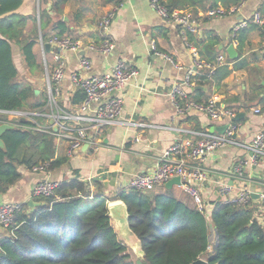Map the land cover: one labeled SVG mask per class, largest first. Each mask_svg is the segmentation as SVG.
<instances>
[{
	"label": "crops",
	"instance_id": "1",
	"mask_svg": "<svg viewBox=\"0 0 264 264\" xmlns=\"http://www.w3.org/2000/svg\"><path fill=\"white\" fill-rule=\"evenodd\" d=\"M100 3V0H69L60 10L59 14L73 31L70 37L84 44L80 52L63 53L66 78L62 84L60 103L65 110H77L78 104L72 103L73 94L78 90L72 81V75L80 71L81 55H86L92 62L91 69L83 72L86 75L109 72L122 60L138 72L121 92L125 102L123 117L116 123L102 126L99 131L91 128V133L102 139L97 150L84 146L77 154L68 156V143L56 140V157H65L67 161L60 167L50 169L48 173L35 172L21 166V178L5 193L0 194V205L20 203L22 208L24 204H30L33 208L36 197L32 190L39 181L47 177L59 183L75 178L86 182L98 180L105 195L109 197L108 202H111L119 199V192L128 188L134 175L153 171L162 153L178 138L199 140L206 130L223 133L229 119L214 120L204 109L195 107L179 113L171 98L173 87L183 83L189 72L196 69V56L208 58L210 54L217 57L225 55L231 72L224 79L208 85H198L197 80L193 85H184L188 95L194 93L195 89H202L209 92L210 100L218 105L231 104L238 108V113H244V117L238 121L236 141L239 143L247 144L259 132H264V92L260 95L263 97L262 101L249 100L251 105L243 107L247 101L246 94H250L259 82L264 86V24L255 23L252 19L256 11L262 12L264 16V0H244L236 12L216 18L205 15L208 9L197 7L194 10L189 7L187 9L194 14L197 25L195 32L185 33L178 25L167 22L151 6L150 0H123L111 24L109 37L114 49L109 54L87 46L102 42L104 37L100 28L101 15L113 5L102 6ZM51 4L52 0L23 1L17 12L27 17L26 33L35 27L41 32V9L50 10ZM205 5L208 7L210 3L206 2ZM52 14L54 19L60 16L55 11ZM243 20L247 24L235 30L236 25ZM55 32L50 29L48 35ZM40 40L41 37L38 41L42 53ZM231 45L234 50L230 52ZM12 47L14 61L21 76L34 85L35 93L36 90L39 91L37 96L45 97L47 77L44 54L42 53V77V69L33 72L28 69L20 45L13 41ZM46 52L47 64L53 68L52 54L50 51ZM49 55L52 62L48 59ZM239 63L243 65L234 67ZM202 70L197 71L195 77L201 75ZM236 97L240 101L237 102L234 99ZM256 108L260 111L256 112ZM130 120L140 121L145 125L132 126L127 123ZM138 136L139 140H136ZM250 155L251 152L246 147L230 144L211 154L205 164L216 173L227 174L232 172L240 158L248 160ZM215 182L216 178L202 186L210 210L213 208L212 202L220 199ZM228 182L234 185L236 192L244 187L251 189L254 192L251 206L257 210L260 203L257 192L264 182V155L257 167L252 163L246 165L243 182L235 176H229ZM168 189L178 198H188V193L180 185ZM113 224L118 230V226L114 222ZM7 235L8 230L0 226V240ZM212 237H217V234ZM136 245L139 248L137 255L142 257L141 244L138 242Z\"/></svg>",
	"mask_w": 264,
	"mask_h": 264
},
{
	"label": "trees",
	"instance_id": "2",
	"mask_svg": "<svg viewBox=\"0 0 264 264\" xmlns=\"http://www.w3.org/2000/svg\"><path fill=\"white\" fill-rule=\"evenodd\" d=\"M23 1L0 0V109L4 110H36L47 101L37 96L34 85L21 76L12 42L20 45L25 64L33 72L43 68L39 38H62L73 32L59 14L69 0H52L50 10L41 9V32L35 27L26 33L27 17L17 12ZM119 1L100 0V4L116 5ZM243 1L161 0L169 10H207L217 6L230 9ZM206 2L210 3L208 7ZM52 11L60 15L58 19H54ZM50 29L56 32L49 36ZM200 60L212 64L217 56L210 54ZM238 65L243 64L234 67ZM230 72L228 64L211 74L204 69L196 84L220 81ZM262 92L264 86L259 82L246 94V105L242 106L247 108L250 101H262ZM210 96L202 89L188 95L202 106L210 102ZM84 98L85 93L79 89L73 94L72 103L80 104ZM234 99L240 101L238 97ZM227 106L238 113L237 107ZM1 139L4 145L0 144V194L21 178V166L32 169L48 162L49 168L54 169L67 161L65 157H56V139L50 134L10 128ZM118 198L129 209V224L140 241L142 257L120 238L101 182L75 178L60 183L52 196L34 198L33 208L23 205L16 215L14 235L0 240V264H139V260L141 264H191L199 258L212 264H264V228L255 220L256 209L251 203L219 199L212 202V210L206 213L198 209L189 194L187 199L178 198L165 185L147 191L126 188ZM213 234H217L218 241L212 250Z\"/></svg>",
	"mask_w": 264,
	"mask_h": 264
},
{
	"label": "built area",
	"instance_id": "3",
	"mask_svg": "<svg viewBox=\"0 0 264 264\" xmlns=\"http://www.w3.org/2000/svg\"><path fill=\"white\" fill-rule=\"evenodd\" d=\"M151 6L169 23L178 25L185 33L196 31V20L194 14L188 9L169 10L161 0H150ZM123 0L113 5L111 9L102 17L100 28L103 34L102 42L87 45L90 49H95L103 54H109L114 49V44L110 40V28L116 12L122 6ZM239 6L227 9L223 6L210 8L205 15L210 18L224 17L234 13ZM252 19L255 23L264 24L262 12L256 11ZM247 24L246 20L236 25L238 30ZM42 53L46 65L47 92L46 105L36 110H4L0 109V124H8L13 128L22 130H34L52 135L56 140H63L68 143L67 155L77 154L84 146L97 150L102 144V139L91 133V128L99 131L104 125H109L120 121L124 113V97L122 91L126 84L134 78L138 72L124 61H118L109 72L102 74H83L92 67L91 60L86 55H81L79 62V72L72 75L75 87L85 93L84 100L78 104L77 110H65L60 103L62 96V84L66 78V61L64 52H80L84 44L70 36H53L49 40L41 38ZM51 45V54L54 66L49 70L46 61L45 44ZM155 47V46H154ZM57 48L60 51H57ZM227 58L225 55L217 57L214 63H203L196 56L194 66L183 83L173 87L170 92L173 103L179 113H184L191 108L204 109L214 120L229 119V123L223 133L206 130L199 140L189 138H178L160 156L153 171H143L134 175L128 185L138 191H147L165 185L170 179L179 176V184L196 202L200 211L209 213L210 207L206 203L202 186L210 180L216 178L217 193L221 200L250 204L254 200V192L244 187L236 192L233 184L228 182L229 176H235L243 182L245 167L248 163L258 166L260 159L264 155V132H259L251 142L242 144L236 141V134L239 124L234 120L236 112L228 106H220L215 101L210 100L206 106L198 105L188 97V91L184 85H193L196 80V72L208 69L209 73L219 66L225 65ZM256 112L260 109L256 108ZM132 126H144L145 123L130 120L127 122ZM139 140V136L136 137ZM230 144H238L246 147L251 155L248 160L240 158L229 173H216L212 167L205 163L214 152L225 148ZM35 172L48 173L49 163H40L32 168ZM60 185L59 182L50 178L39 181L32 190L34 197L52 196ZM260 200L259 207L254 218L264 228V182L260 191L257 192ZM20 203H5L0 205V226L8 230V236H13L16 215L22 211Z\"/></svg>",
	"mask_w": 264,
	"mask_h": 264
},
{
	"label": "water",
	"instance_id": "4",
	"mask_svg": "<svg viewBox=\"0 0 264 264\" xmlns=\"http://www.w3.org/2000/svg\"><path fill=\"white\" fill-rule=\"evenodd\" d=\"M45 49L47 51L51 50V45L49 43L45 44ZM234 47L231 45L229 47V51H233ZM57 51H60L59 48H57ZM38 90H36V93L38 94ZM242 117H244V113H238L235 117V121H239ZM227 127V126H226ZM13 128L11 125L3 124L0 125V144L4 145L3 140L1 139V135L7 130ZM226 129V128H225ZM181 183V179L179 176L174 177L170 179L165 185L168 188L173 187L174 185H179ZM33 203L31 202V205ZM108 209L110 212V216L113 220V222L118 226V234L122 240H125L127 242H133L134 244L140 243L138 237L134 233V231L131 229L129 224V209L126 205V203L122 199H117L114 201H111L108 203ZM218 238L215 241V245L213 248L217 245ZM139 264H141V260L138 261ZM191 264H212L209 260L205 258H199L192 262Z\"/></svg>",
	"mask_w": 264,
	"mask_h": 264
},
{
	"label": "rangeland",
	"instance_id": "5",
	"mask_svg": "<svg viewBox=\"0 0 264 264\" xmlns=\"http://www.w3.org/2000/svg\"><path fill=\"white\" fill-rule=\"evenodd\" d=\"M109 10H107V11H104V13L101 15V17H103L107 12H108ZM48 59L50 60V62H52L51 61V55H49L48 56ZM48 65H49V70H51L52 69V66L48 63ZM42 74H41V76L43 77L44 76V65H43V68H42ZM45 94V93H44ZM44 96H46V94L44 95ZM44 98H46V97H44ZM214 235V234H213ZM212 238V243H213V246L215 245V241H216V238L217 237H211ZM123 241H125V240H123ZM135 252H136V254H137V252H138V250H139V248H138V245H136V244H134L133 242L131 243V242H127V241H125ZM142 254V253H141Z\"/></svg>",
	"mask_w": 264,
	"mask_h": 264
}]
</instances>
